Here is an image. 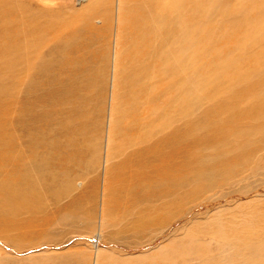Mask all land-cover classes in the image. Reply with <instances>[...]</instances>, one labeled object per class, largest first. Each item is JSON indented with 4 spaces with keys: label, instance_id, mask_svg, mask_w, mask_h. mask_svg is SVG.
Listing matches in <instances>:
<instances>
[{
    "label": "rangeland",
    "instance_id": "374dc122",
    "mask_svg": "<svg viewBox=\"0 0 264 264\" xmlns=\"http://www.w3.org/2000/svg\"><path fill=\"white\" fill-rule=\"evenodd\" d=\"M243 1L244 0L195 1L196 10L189 17L193 19L195 25L190 23L189 18L183 23V27H186L187 33L192 31V34H194L192 43L195 48V53L193 52L192 57L195 63L193 64L197 63L199 67H206L205 63L207 62L209 65L210 63H219L221 65L224 59H229L232 55H237V51H235L232 46L235 44L234 41H242L248 31L250 32L253 27L257 26L256 23H263L264 0H257L260 3L258 9L256 11L253 10L257 16V21L253 23L255 26L249 24L253 26L250 27L247 23L242 33L240 32V34L236 36L237 38H233L234 40L230 39L231 36L226 30L225 21L221 17V15L227 14H223L222 11L224 9H230L234 4L241 6ZM8 3L18 8L21 16L26 17L29 12L33 17L45 19L50 26L53 25L54 21L62 22L65 26H69V24L74 25L75 22L77 27H79L75 29L77 31H81L80 28H85V24L93 25L98 31L105 23L106 26L105 31L99 34L98 39L93 43L92 48L95 49V51L90 57L95 58L87 63L85 69L73 81L69 88H67L64 78L67 79L70 74L68 72L66 73V71L62 74H57L56 68L59 65L58 63L47 64L48 72L50 73V81L53 79L61 80L57 87L64 90L65 96L68 91L66 99L73 100L74 105L77 106V111L85 110L88 114L86 117L80 116L83 121L79 119V117L78 119L77 117L74 119L75 122L74 120L66 121V123L69 124L67 125L70 128L72 127V129L63 130V134L59 133L53 121H50L48 126L41 130L39 137L49 140L57 138L61 143H68L65 140V131L67 134L68 131H73L72 137L77 141V144L80 145L78 147L79 152L77 153V157L74 155V159L72 158L73 160L71 159L68 164L66 161L61 160L63 158L61 154H56V152L51 153L52 157L53 154H55V157H53L54 163L52 162L53 165L50 167L51 169L48 166L47 173L50 174H44V177L47 175L45 178L41 176V178L44 179L43 185L40 186L37 181L34 182L37 192L42 196L41 199L44 207L41 211L33 215V222L29 226L21 225L18 228L15 227L12 231H3L2 228H0V264H204L201 261V256L195 253H197L198 250L197 245H204L209 242V240H211L212 243V250L215 249V245L222 244L225 246L222 247V250H227L228 246H232L233 244L235 246H240V249H242V246L244 247V258L239 257L233 248L232 255L228 258H224L221 264H264V161L258 160V156L263 154L264 148L262 149L263 151H260V154H256V158H253V155L250 157L247 156L249 154L246 152H243L246 156L241 153L239 155L240 157L233 158L231 157L233 154V152H230L231 150L228 151L227 148L224 150H217V147L203 143L201 147L195 149L196 157H192L193 160L205 161L210 164L209 158L215 157L216 151L220 154V159L222 157L228 159L230 160V164L222 168L217 164L214 169H208V163L205 166L203 162V175L205 176L203 179L205 181L200 180L201 178H199L198 171L197 173L189 172L188 174L187 172L184 173L181 171V173H183V180L186 183L183 181V184L177 188L174 195L163 192L159 196L140 200L134 207L130 205L131 203L127 200L129 195L127 196V194L121 192L120 197L122 198L120 199V208L118 210L116 209L113 216L108 218L106 215V202L109 192L111 193L112 191L111 186H109L110 190L108 187L106 188L108 185L107 169L109 163L108 161L105 162L106 152H108L106 146L111 142V139L115 141L117 139V137L114 136V139V137L110 135L109 121L112 112L111 107L114 102V99L112 100L113 95L111 94L114 78V66L112 65L114 64L113 57L115 55L116 59V55L118 57L121 55L119 51V46L121 44L118 43V40L125 42L128 36L138 35L142 32L129 29V20H132L133 14L138 15L141 13L140 19L137 21L140 22L142 20L148 23V27L152 30L155 27V22L159 15L167 19L168 16L171 15L168 12L179 13L184 1L91 0L88 9H85L83 6V1L80 6L74 5L71 0H8ZM118 7L119 12H117ZM96 8L98 10H96ZM84 10L93 12L90 17L88 16L85 18L86 22L81 18L85 13ZM197 13H200L201 17H199ZM227 16L230 18L228 21L229 23L233 17H235L233 14H231V17L229 15ZM236 16L244 18L245 14L239 11ZM96 18L105 21L104 24L99 23V20H96ZM231 24H234V22ZM194 26L202 27L203 31H206L207 28L208 32L214 36V38L212 37L213 40L211 39L213 42L208 43L207 39H203L200 31H194ZM70 29L72 28L70 27ZM67 31L68 29L60 31V36L65 38ZM88 34L89 33L85 32V35ZM226 35L228 36L227 38ZM56 38L58 39L56 35H52L49 40L50 43L44 45L40 49V53H43V50L47 49L51 44L54 46L57 41ZM205 40L206 45L204 47L202 44H204ZM250 46L249 43L247 47L250 48ZM150 47L147 49L150 50ZM154 48L157 49V52L153 54L159 55L161 51L156 44ZM183 49L184 48L181 47L180 52L178 51L177 53L183 56ZM253 50L255 49L248 50V53ZM214 52H216L219 57L214 56ZM11 56L12 55H8V57H6L9 58ZM213 57L217 60L215 61ZM223 57L225 58L223 59ZM247 57H252V55L248 54ZM204 59H206L205 63ZM200 60L201 63L199 62ZM238 62H242L241 59ZM126 63L127 61L123 63L124 66ZM200 64H202V66H200ZM198 65H195V70H199L197 68ZM251 69L254 70L255 74L251 75L250 79L252 77L255 78V76L258 77V75H263L264 60H259V63L255 64ZM77 70L78 66H75L72 73ZM1 73L2 72H0V74ZM128 73L130 75L134 74L131 71H128ZM184 76H187V74L179 75L178 78H183ZM13 79L18 80L12 75L3 79L4 86H7L5 84L7 81L9 89L5 91V94L4 92L2 93L3 95L0 94V125L7 120L8 128L13 126V124H19L16 121L18 119V109L15 108H17L19 102H22L21 99L26 98L29 102V99L34 98L31 90L26 91L31 84L26 71L19 75L18 87L14 89V92H11L13 91L11 88V83L14 82ZM211 79L212 77H209V82L206 85H208L209 88L212 87V89L210 88L208 90L205 86L200 88V91H196L194 88L195 91L193 93L194 96L192 95L193 99L191 103L192 110L188 113L193 120L188 119V123L189 121L195 122L196 127H192L190 137L183 139L180 143H189L190 146L191 142L189 141H192L194 134L197 135L195 137H200L209 132L214 125L207 119V116H201L203 109L208 106H213L215 103L222 101V99H229L230 92L227 89H225V93L215 91L216 87L210 85ZM218 79L222 80L224 78L221 76L217 77V80ZM161 81L163 82V79H159L158 83H162ZM150 84V80L146 77V85ZM183 85H179L176 89L178 91L173 94L167 93L169 96L167 94L164 95V93L159 94V98L157 97L155 101L156 107L148 108L147 111L145 110V107H147V99H145V96L140 94L142 96L138 95V97H136V110L134 111L139 113L140 117H146L143 118L144 120H139L141 118L132 120L133 123L131 122L132 124H129L132 126H130L132 132L130 130L128 132L132 140L130 139L128 144L123 140L124 142H122V144H126V147L124 146L121 148V151L112 157L110 161L115 162L119 160L122 157L120 154L121 152L122 154L124 152L130 153L131 150L147 147L156 139L163 138L165 140L167 132L169 133V129L173 126L181 127L182 130L183 125L185 123L188 124L185 121L186 117L183 118L181 116L176 120V112L179 111L178 101H180L177 97L181 94L180 90H182V88L184 89ZM201 90L204 93L209 91L208 98L201 95ZM132 98L135 97L132 96ZM164 98L166 100L163 102ZM170 99L171 102H169ZM58 102L60 103L61 101H57V103ZM242 102L244 103L245 101ZM162 104L166 105L164 106ZM127 107V111L130 108L131 110L129 111L133 110L131 106ZM49 108L51 111L53 109L52 113H54V117L58 116L57 111L69 113L68 103L61 102L60 104H56L52 102ZM171 108L172 110H169ZM45 110V106L38 105L35 107L34 112L40 113ZM148 111L149 116L144 113ZM29 112L32 113V111ZM30 113H26V116L24 115L26 121L29 120ZM163 113L167 115H163ZM170 113L174 115L172 119L173 123L170 120ZM151 114L156 117L154 116V118ZM158 114L160 116L159 118L166 116V121L170 120L164 122L165 124L160 122L163 128H159L157 125V122L160 121L157 117ZM211 115L214 117V122L219 123L220 119L226 117L227 112L218 111L217 113H211ZM145 120H151L153 126L146 124L147 121ZM81 121L82 123L80 124ZM207 121L211 123L208 127L206 124L201 125V123H206ZM140 122L144 123L141 131L139 129L141 126ZM147 127L148 129H146ZM107 129L109 131H107ZM19 131L21 135L25 137V133L23 134L24 131ZM141 133H148L151 134V136L150 138L142 139V142H140L137 138L143 135ZM263 134L264 133H260L258 135ZM22 136L21 138H23ZM95 138L97 143L94 141ZM133 140L135 141V145H130ZM93 146L96 147L95 151ZM40 150L41 149L37 151L36 156H41L42 151ZM44 150L49 151L50 149L47 148ZM13 151L19 153L15 159L17 161L15 162L17 167L14 172H17V170L22 172V169H28L26 166L30 165L29 171L27 170L28 174L31 173L33 177L37 178L38 173H35L33 168H36L35 166L38 168L40 164L35 161L36 159L34 158V161H29L33 157V153H30L29 148L25 149V153L21 145H18L16 150L14 148ZM15 152L14 156L16 155ZM29 154L31 157L30 159L28 158ZM48 154L49 153H47L46 156L50 158V154ZM150 154L152 155L153 153H149L148 155ZM179 154V151H175V157L171 160L170 166L181 162ZM56 155H58V157H56ZM94 155L96 157L95 160L92 159ZM52 157L50 159H52ZM165 157L166 153L165 155L164 153L159 154L158 161H164ZM242 158L243 160H241ZM238 159L239 161H237ZM193 160L190 159L189 163L194 164ZM216 160L217 159H214L212 163L216 164ZM31 162H33L32 165L34 163L36 165L32 166ZM12 164L13 163H9L8 166L5 165L0 167V183L5 180L11 168L14 167ZM62 164H67V166ZM53 168H55V170ZM218 172L220 174H218ZM51 174H56L57 180L51 181ZM65 176L68 177L67 180L70 182L69 188L62 195L58 196V198H55L52 196L54 193L51 192L53 188L48 189V185H46V188L44 184L51 181V185L54 187L56 184L60 186ZM200 181L203 183H198ZM164 185L165 184L162 183L160 188H166V185ZM194 187L196 189L199 187L202 191H198L199 188L196 190ZM135 188L137 189L139 187L136 186ZM72 213L76 215H72L74 216L72 217ZM141 213L144 214L141 220H149L148 223L146 222L147 225L142 228H133L134 220ZM29 216L30 213H23L21 218H28ZM1 220L2 218L0 215V224ZM7 236L10 237V240L6 239ZM190 248H192L193 252H191ZM94 256L97 257V262H95Z\"/></svg>",
    "mask_w": 264,
    "mask_h": 264
},
{
    "label": "bare ground",
    "instance_id": "6f19581e",
    "mask_svg": "<svg viewBox=\"0 0 264 264\" xmlns=\"http://www.w3.org/2000/svg\"><path fill=\"white\" fill-rule=\"evenodd\" d=\"M82 1L84 3V5H82L85 7V9H88L90 7L91 0H71L74 5L80 6ZM178 1H184L181 11L179 13L168 12L171 15H169L167 19H164L161 17V15H159L156 19L155 27L152 30L148 27V23L142 20L140 22L137 21L140 19L141 13L138 14L139 16L133 14L132 20H129L128 27L130 30L133 29L134 31L142 32L138 35L128 36L125 42L118 40V43L121 44L119 46L121 55H119V57L116 55V59L115 55L113 57L114 64L112 65L114 66V78L111 94L113 95L112 100L114 99V102L111 107L112 112L109 121L110 135L117 137V139L116 141L111 139V142L108 143V146H106V150L108 152H106L105 157V162H109L107 169L108 185L106 188L108 187L109 189V186L112 188V191L111 193L109 192L106 202V215L108 218L113 216V213L116 211V209L118 210L120 208V199L122 198L120 197L121 192L127 194V196H130H128L127 200L129 203H131L130 205L134 207L135 204L140 200L153 196H159L163 192L169 195H174L177 188H179L184 181L183 173H181V171L184 173L187 172V174L189 172L197 173L198 171L199 178H201L200 180H204L203 178H205V176L203 175V162L205 163V166L208 162L206 163L205 161L193 160V158L196 157L195 149L201 147L203 143L217 147V150H224L227 148L228 151L231 150L230 152H233L231 156L233 158L240 157L239 155L241 153L244 154L243 152L249 154L247 155L249 157L253 155V158H256V154H260V151L264 148V134L258 135L260 133H264V74L258 75V77L255 76V78L252 77L253 79H250L251 75L255 74L254 70L251 68L255 64L259 63V60H264V21L262 24L256 23V27L249 25H254L253 23L257 21V16L254 11L258 9L260 2L257 0H252L253 2L251 0H244L241 3V6L234 4L230 9H224L222 11L223 14H227L230 17L231 14L235 15L230 23L228 22L230 18L227 15H221L225 21V27L231 36V40L238 36L240 32L242 33L247 23L248 26L253 27L254 29L252 28L250 32L248 31L242 41H234L235 44L232 46L234 47L235 51H237L236 56L232 55L229 59H224L225 57H223L224 60L221 65L219 63H210L211 66L215 67L214 68L211 67L208 62V64L205 63L206 59H204L206 67H199L197 63L193 64L195 63L192 57L193 52L195 53V48L192 43L194 34H192V31L187 33V29L186 27H183V23L187 21L190 15L196 10V0ZM200 1L202 2L204 0ZM96 10L98 9L96 8ZM239 11L244 12V18L236 16L238 15ZM84 12L85 13L81 16V18L85 21V18L88 16L90 17L93 12L85 10ZM117 12H119V7ZM197 14L199 17H201L200 13ZM96 20H99V23L101 24H104L105 22L99 18H96ZM189 20L192 25H195L193 23V19L189 18ZM233 22L234 24H231ZM105 26L106 23L101 26L99 31L93 25L86 24L85 28H80L81 31H77L75 29L79 27H77L75 22L74 25L69 24V26H65V24L62 22L54 21L53 25L50 26L45 19L33 17L29 12L27 13L26 17L21 16L19 14L18 8L10 5L8 0H0V72H2L0 74V94L3 92L5 94V91L9 89L8 82L6 81L5 83L8 87H5L3 79L10 77V75L15 76L16 79H18H13L14 82L11 83V88L13 91H9L14 92V89L18 87L19 75L26 71L31 83L26 91L31 90L34 97L29 99V102L26 100V98L21 99L22 102L18 103L17 108L14 107L15 109H18V119L16 121L19 123V126L17 124H13V126H11L12 128H8L7 120L3 123L1 122L2 124L0 125V167L5 165L8 166L9 163H13L12 165L14 166L11 168L5 180L0 183V215L2 218L0 228H2L3 231H12L15 229V227L18 228L21 225H31L33 222V215L41 211L44 207L43 201L41 199L42 196L39 192H37L34 182L37 181L40 186L43 185L44 179H42L41 176L48 174V166L50 168L54 163L53 157H55V154H53L52 157L51 153L56 152V154H61L63 156L61 160L66 161L68 164L72 158L74 159V155L77 157V153L79 152L78 147L80 145L77 144V141L72 137L73 131H68V134L65 131V140L68 143H61L57 138L49 140L39 137L41 130L48 126L50 121H53L56 128L59 130V133L63 134V130L72 129V127L70 128L68 126L69 124L66 123V121H73L76 119V117L77 119L78 117L81 119L80 116L86 117L88 114L85 110L77 111V106L74 105L73 100L66 99L68 96V91L65 96L64 90L60 87H57L61 80L53 79L50 81V73L48 72L47 64L58 63L59 65L56 68L57 74H62L65 71L66 73L68 72L70 74L69 77L67 76V79L64 78L67 88H69L73 81L85 69L87 63L95 58L90 57L95 51L92 46L93 43L98 39L99 34L105 31ZM200 26H194V31H200L202 38L207 39L208 43L213 42V34L209 33L207 28L206 31H203L202 27ZM70 27L72 29H70ZM63 29H68L65 38H62L59 34ZM85 32L89 34L85 35ZM52 35H56L58 37V39L56 38V43L54 46L51 44L47 49L43 50V53H40V49L44 45L50 43L49 40L51 39ZM227 37L228 36L226 35V38ZM249 43L251 45L250 48L247 47ZM155 44L161 51L159 55L153 54L157 52V49L154 48ZM202 45L205 47L206 40ZM148 47L151 49L148 50ZM181 47L184 48L182 50L184 52L183 56L177 53L178 51L180 52ZM251 49L255 50L248 53V50ZM213 54L214 56L219 57L216 52ZM248 54H251L252 57H247ZM8 55L12 56L7 58ZM213 58L215 61L217 60L215 57ZM240 59L242 62H238ZM125 61H127V63L124 66L123 63ZM199 62L201 63V60ZM195 65H198L197 68L199 70H195ZM75 66H78V70L72 73ZM200 66H202V64H200ZM128 71H131L134 74L130 75ZM183 74H187V76L178 78L179 75ZM221 76L224 79L217 80V77ZM146 77L150 80V85H146ZM209 77H212L210 85L216 87H214L215 91L223 93L225 89H227L230 92L229 99H222V101L215 103L213 106H208L203 109L201 116H207V119H209L212 122V125H214L209 130V132L200 137H195L197 135L194 134L193 136L192 134L194 138L192 141H189L191 142L190 146L189 143H180L183 139L190 137L192 127H196L195 122L189 121L188 123V119H191L188 113L192 110L191 103L193 99L192 95L195 91L194 88L196 91H200V88L205 86L208 88V90L210 88L212 89V87L209 88V86L206 85L209 82ZM159 79H163V82L161 81L162 83H158ZM181 84H184V89L182 88V90H180L181 94L179 93L180 96L178 95L177 97L180 101H178L179 111L176 112V120H178L181 116L183 118L186 117L185 121L188 124H184L183 121L182 123L184 125L182 130L181 127L172 125L173 127L169 129V133L167 132L165 140L163 138L156 139L147 147L131 150L130 153L124 152L122 154L121 152L120 154L122 157L119 160L115 162L110 161L112 157L121 151V148L124 146L126 147V144L124 145L122 142L125 141L127 144L130 142L129 140L131 138L129 137L128 132L129 130H132V126L129 125L133 123L132 120L139 118H141L139 120H142L146 117H140L139 113L134 111L136 110V97H138V95L142 96L140 94L145 96V99L148 100H146L147 107H145V110L147 111L148 108L156 107L155 101L159 94H173L174 92L178 91L176 89ZM208 92H202L201 95L208 98ZM132 96L135 98H132ZM165 100L166 99L164 98L163 102ZM57 101L68 103L69 113L57 111L58 116L54 117V113H52L53 109L51 111L49 105H52V102H55L56 104L61 103H57ZM242 101L245 102L243 103ZM169 102H171V99ZM38 105H42L43 107L45 106L46 110L42 112L39 111L40 113H36V111L34 112L35 107ZM162 105L165 106L166 104ZM127 106H131L133 112L129 111L131 108L127 111ZM169 110H172V108ZM29 111H32V113ZM149 111L144 113L149 116ZM218 111L227 112V115L224 119H218L219 123H216L214 122V117L211 115V113H217ZM26 113H30L29 120L27 121L24 118ZM166 113L169 114L168 112ZM166 113H163V115H167ZM153 114H151V116H153ZM157 117L160 119V121L157 119L159 121L157 122L158 127L163 128V125L160 122L164 123L171 120L173 123L172 119L174 118V115L171 114L170 120L168 121L165 119L166 116L159 118L160 116L158 114ZM145 121H147L146 124L152 125L151 120ZM208 121L206 123H201V125L206 124L208 127V125L211 124ZM140 123L141 126L139 129L141 131L143 129L144 123ZM146 129H148V127ZM19 130L24 131L23 134L25 133V137L21 135ZM107 131L109 130L107 129ZM141 134L143 135L137 138L140 142H142V139H147L151 136V134L148 133ZM21 136L23 138H21ZM94 141L97 143L96 138ZM132 144L135 145L134 140L130 145ZM18 145H21V148L24 150V152L26 148H29L30 153H33L32 158L30 157V154L29 157L27 156L29 159L31 158L29 161H34V158L36 159L35 161L41 165L40 166L37 163L39 167L37 168V166H35L36 168H33L34 172L38 173L37 178L33 177L31 173L28 174L27 170L29 171L30 165L26 166L28 169H22V172H19L18 170L17 172H14L17 167L15 164L17 161L15 159L19 153H16L13 151V149L15 148L16 150ZM47 148L50 150H44ZM39 149L42 151L40 157L36 156ZM95 149L96 147H94V151ZM175 151L180 152L179 155L181 157V162L170 166L171 160H173L175 157ZM14 152L16 153L15 156ZM47 153L50 154L48 155L50 158L52 157V159L46 156ZM149 153L153 154L148 155ZM163 153L164 155L166 153L167 159L165 157L164 161L159 162V154ZM56 157H58V155H56ZM243 158L241 160H243ZM92 159H96L95 155ZM190 159L194 161V164L192 163L193 165L189 163ZM214 159H217L215 162L216 164L212 163ZM239 159L237 161H239ZM258 160L264 161V152L262 155L258 156ZM209 162L210 164L208 163V166H212H207L208 169H214L217 164L221 168L230 164V160L224 159L223 157L220 159V154L216 151L215 157H212L211 159L209 158ZM32 163L33 162H31V165ZM67 164L62 165L67 166ZM34 165L36 164L34 163L32 166ZM191 165L193 166V169ZM55 168L53 169L55 170ZM218 174L220 173L218 172ZM51 176V181L57 180L56 174H51ZM45 177L43 176V178ZM67 179L68 177L65 176L60 186L56 184L54 187L51 185V181L44 184V186L46 187V185H48V189L53 188L51 189V192L54 193H52V196L58 198V196L62 195L69 188L70 182ZM162 183L166 185V188H160ZM198 183H201V181ZM204 185L208 186L206 184ZM136 186L139 188L136 189ZM194 189L196 188L194 187ZM198 191L202 190L199 188ZM23 213H30V216L28 218H21ZM74 213H72L71 216L76 215ZM143 215L144 214L141 213L134 220L133 228H142L147 225L149 220H141L144 217ZM6 239L10 240V237L7 236ZM197 246L198 250L195 254L201 256V261L204 264H221L224 258H228L232 255L233 248L239 257L244 258L243 246L241 247L242 249H240V246H235L234 244L232 246L227 245V250H222V247H225L222 244L215 245V249L212 250L211 240H209V242L205 243L204 245L199 244ZM190 250L193 252L192 248H190ZM94 258L95 262H97V257L94 256Z\"/></svg>",
    "mask_w": 264,
    "mask_h": 264
}]
</instances>
